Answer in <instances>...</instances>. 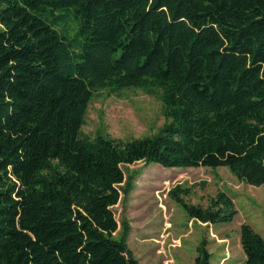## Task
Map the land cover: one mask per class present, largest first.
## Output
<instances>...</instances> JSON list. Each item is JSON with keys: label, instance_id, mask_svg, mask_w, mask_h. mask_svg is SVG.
<instances>
[{"label": "trees", "instance_id": "trees-1", "mask_svg": "<svg viewBox=\"0 0 264 264\" xmlns=\"http://www.w3.org/2000/svg\"><path fill=\"white\" fill-rule=\"evenodd\" d=\"M136 87L160 92L155 134L82 133L95 92ZM137 161L264 185V0H0V264H140L112 210ZM168 193L197 221L237 212ZM239 235L264 264V235ZM210 258L203 239L191 264Z\"/></svg>", "mask_w": 264, "mask_h": 264}, {"label": "rangeland", "instance_id": "rangeland-1", "mask_svg": "<svg viewBox=\"0 0 264 264\" xmlns=\"http://www.w3.org/2000/svg\"><path fill=\"white\" fill-rule=\"evenodd\" d=\"M162 107L156 88L101 89L88 105L81 131L117 140L152 135L164 122ZM128 169L134 172L131 189L112 210L118 229L122 218L128 221L127 244L140 264H191L203 239L210 264H244L240 224L264 235V185L240 181L226 167L166 168L137 161ZM177 185L188 189L183 196L187 203L203 207L217 192L226 193L237 210L234 218L216 224L189 218L168 193Z\"/></svg>", "mask_w": 264, "mask_h": 264}]
</instances>
